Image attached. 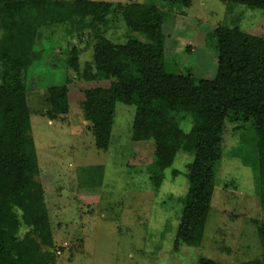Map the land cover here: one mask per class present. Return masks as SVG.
<instances>
[{
	"label": "rangeland",
	"instance_id": "rangeland-1",
	"mask_svg": "<svg viewBox=\"0 0 264 264\" xmlns=\"http://www.w3.org/2000/svg\"><path fill=\"white\" fill-rule=\"evenodd\" d=\"M102 1L148 3L162 10L167 66L173 73L212 80L227 71L231 59L218 52L217 37L234 27L256 46L264 40V11L224 0H193L190 8L182 9L166 7L160 0ZM70 28L61 24L41 29L35 43L40 54L26 74L32 136L42 169L38 180L45 189L51 233L46 242L32 236L40 250L29 258L15 257L13 264H197L200 257L218 264H263L255 221L264 220V204L258 194L257 133L252 123L226 124L209 217L189 222L200 245L181 244L175 250L184 234L178 199L188 192L187 165L193 157L180 153L156 192L148 172L153 141L147 131L140 135L147 124L140 132L134 130L138 108L121 102L116 104L109 150L96 148L81 93L95 84L68 68V54L73 46L79 49L83 73L101 37L125 44L129 31L120 18L110 29L100 25L70 34ZM139 41L142 47L153 42L145 36ZM67 78L72 80L70 113L65 120L50 122L45 117L50 109L47 91L66 84ZM183 128L189 132L191 125Z\"/></svg>",
	"mask_w": 264,
	"mask_h": 264
},
{
	"label": "trees",
	"instance_id": "trees-1",
	"mask_svg": "<svg viewBox=\"0 0 264 264\" xmlns=\"http://www.w3.org/2000/svg\"><path fill=\"white\" fill-rule=\"evenodd\" d=\"M160 1L166 7L181 9L190 8L193 3ZM224 1L264 11V0ZM117 18L129 31L128 41L118 44L101 37L94 45L93 60L85 64L83 73L80 51L73 46L68 54V68L95 84L81 93L84 117L97 149L110 148L116 104L137 106L134 130L140 132L147 124L140 135L146 131L151 135L154 154L148 172L156 192L165 179V171L180 153L193 157L187 165L188 192L178 199L183 206L184 234L174 249L181 244L200 245L198 233L189 222L191 218L206 221L209 217L227 123L251 122L256 130V167L261 181L258 194L264 204L263 39L256 46L239 27L231 33H220L218 52L231 59V66L209 80L169 70L164 16L156 5L102 0H0V264H13L15 257H31L41 248L31 237L39 236L46 242L51 233L45 189L38 180L42 169L32 136L26 84L29 67L40 54L35 43L42 37L41 29L61 24L71 26L70 34L100 25L110 29ZM139 36L153 42L142 47ZM71 82L67 78L66 84L48 89L50 109L45 117L50 122L65 120L70 113ZM185 124L191 125L189 132L184 130ZM255 223L264 264V220ZM197 264L218 263L200 257Z\"/></svg>",
	"mask_w": 264,
	"mask_h": 264
},
{
	"label": "crops",
	"instance_id": "crops-1",
	"mask_svg": "<svg viewBox=\"0 0 264 264\" xmlns=\"http://www.w3.org/2000/svg\"><path fill=\"white\" fill-rule=\"evenodd\" d=\"M230 263L232 264L233 262H232V261H230Z\"/></svg>",
	"mask_w": 264,
	"mask_h": 264
}]
</instances>
